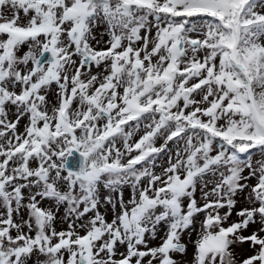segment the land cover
<instances>
[{
  "label": "snow or ice",
  "instance_id": "obj_1",
  "mask_svg": "<svg viewBox=\"0 0 264 264\" xmlns=\"http://www.w3.org/2000/svg\"><path fill=\"white\" fill-rule=\"evenodd\" d=\"M0 264H264V0H0Z\"/></svg>",
  "mask_w": 264,
  "mask_h": 264
},
{
  "label": "rangeland",
  "instance_id": "obj_2",
  "mask_svg": "<svg viewBox=\"0 0 264 264\" xmlns=\"http://www.w3.org/2000/svg\"><path fill=\"white\" fill-rule=\"evenodd\" d=\"M127 195H128V193H127V191H126V192H125V197H126V198H127ZM241 199H242V198H241ZM244 248L246 249V248H247V245H245ZM176 259H177V260H180V259H182V257H180L179 255H177V256H176Z\"/></svg>",
  "mask_w": 264,
  "mask_h": 264
}]
</instances>
